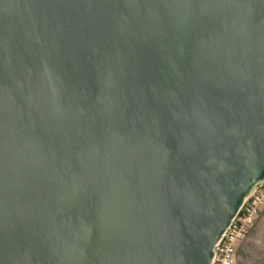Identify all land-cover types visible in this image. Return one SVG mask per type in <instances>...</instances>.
Returning a JSON list of instances; mask_svg holds the SVG:
<instances>
[{"label": "water", "instance_id": "1", "mask_svg": "<svg viewBox=\"0 0 264 264\" xmlns=\"http://www.w3.org/2000/svg\"><path fill=\"white\" fill-rule=\"evenodd\" d=\"M264 180V0H0V264H209Z\"/></svg>", "mask_w": 264, "mask_h": 264}, {"label": "built area", "instance_id": "2", "mask_svg": "<svg viewBox=\"0 0 264 264\" xmlns=\"http://www.w3.org/2000/svg\"><path fill=\"white\" fill-rule=\"evenodd\" d=\"M263 207L264 180L256 183L243 199L237 213L214 245L209 264H234L237 245L254 229Z\"/></svg>", "mask_w": 264, "mask_h": 264}, {"label": "crops", "instance_id": "3", "mask_svg": "<svg viewBox=\"0 0 264 264\" xmlns=\"http://www.w3.org/2000/svg\"><path fill=\"white\" fill-rule=\"evenodd\" d=\"M263 216L264 213L259 216L257 223ZM256 233L257 229L237 245L234 264H264L263 239L255 237Z\"/></svg>", "mask_w": 264, "mask_h": 264}, {"label": "rangeland", "instance_id": "4", "mask_svg": "<svg viewBox=\"0 0 264 264\" xmlns=\"http://www.w3.org/2000/svg\"><path fill=\"white\" fill-rule=\"evenodd\" d=\"M264 213V207L262 208L260 215H262ZM260 218V217H259ZM258 218V219H259ZM255 229H257V233L254 234L255 237H258L260 239H263V243H264V216L260 219V221L255 225L254 229L251 232H255ZM251 234V233H250ZM249 234V235H250ZM253 237V235H252ZM262 248L264 249V245L262 246Z\"/></svg>", "mask_w": 264, "mask_h": 264}]
</instances>
